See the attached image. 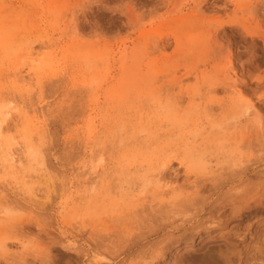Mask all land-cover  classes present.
Masks as SVG:
<instances>
[{
	"label": "rangeland",
	"instance_id": "rangeland-1",
	"mask_svg": "<svg viewBox=\"0 0 264 264\" xmlns=\"http://www.w3.org/2000/svg\"><path fill=\"white\" fill-rule=\"evenodd\" d=\"M0 112V264H264V0H0Z\"/></svg>",
	"mask_w": 264,
	"mask_h": 264
},
{
	"label": "bare ground",
	"instance_id": "bare-ground-1",
	"mask_svg": "<svg viewBox=\"0 0 264 264\" xmlns=\"http://www.w3.org/2000/svg\"><path fill=\"white\" fill-rule=\"evenodd\" d=\"M29 53H30V52H29ZM22 79H23V78H22ZM8 105H9V106H13V105H11V103H10V104L8 103V104H6L4 107L6 108V106H8ZM2 106H3V105H2ZM2 106H1V107H2ZM16 107H17V106H16ZM22 107H23V106H22ZM247 107H248V106H247ZM2 108H3V107H2ZM24 109H25V108H24ZM25 110H26V109H25ZM30 110H31V109H30ZM30 110H29V111H30ZM35 110H36V109H35ZM247 110H248V109H247ZM243 111H245V110L243 109ZM243 111H242V112H243ZM37 112H38V111H37ZM8 113H9V112H6V115L9 116L10 114H8ZM0 114H2V112H0ZM39 117H41L40 114H39ZM4 122H5V121H4ZM37 122H38V121H37ZM0 123H1V122H0ZM3 125H4V124H3ZM1 126H2V125H1ZM0 129H1V128H0ZM19 146H21V144H20ZM11 149H12V148H11ZM13 149H14V148H13ZM13 149H12V151H13ZM30 150H31V149H30ZM9 151H10V150H9ZM12 151H11V152H12ZM36 152H37V151H35V153H36ZM8 154L10 155V153H8ZM17 155H18V154H17ZM17 155H16L15 152H12V153H11V157H10L11 162L15 163V162L21 160V157H18ZM199 160H201V159H199ZM19 163H20V162H19ZM45 168H46V167H45ZM44 170H45V169H44ZM47 172H48V171H47ZM47 172H42V173L39 174V176H41V177H46L47 174H48ZM51 178H52V177H51ZM49 179H50V178H49ZM51 180H52V179H51ZM51 180H50V181H51ZM165 186L167 187V185H165ZM165 186H164V187H165ZM201 233H202L201 231H198L196 234H197V235H200ZM189 244H190V243H189ZM187 245H188V244H187ZM179 247H180V246H179Z\"/></svg>",
	"mask_w": 264,
	"mask_h": 264
}]
</instances>
